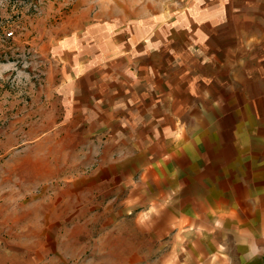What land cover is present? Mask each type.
<instances>
[{"label": "rangeland", "instance_id": "rangeland-1", "mask_svg": "<svg viewBox=\"0 0 264 264\" xmlns=\"http://www.w3.org/2000/svg\"><path fill=\"white\" fill-rule=\"evenodd\" d=\"M219 1L0 0V264H241L198 251L156 134L165 37Z\"/></svg>", "mask_w": 264, "mask_h": 264}, {"label": "crops", "instance_id": "crops-1", "mask_svg": "<svg viewBox=\"0 0 264 264\" xmlns=\"http://www.w3.org/2000/svg\"><path fill=\"white\" fill-rule=\"evenodd\" d=\"M203 17L190 37H165L164 132L156 134L183 215L196 220L198 251L217 252L231 235L241 264H264V0H220ZM148 70L152 93L162 74Z\"/></svg>", "mask_w": 264, "mask_h": 264}, {"label": "built area", "instance_id": "built-area-1", "mask_svg": "<svg viewBox=\"0 0 264 264\" xmlns=\"http://www.w3.org/2000/svg\"><path fill=\"white\" fill-rule=\"evenodd\" d=\"M12 31H10L9 33H11Z\"/></svg>", "mask_w": 264, "mask_h": 264}]
</instances>
